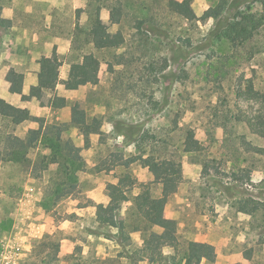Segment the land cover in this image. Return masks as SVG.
Wrapping results in <instances>:
<instances>
[{"label":"rangeland","instance_id":"rangeland-1","mask_svg":"<svg viewBox=\"0 0 264 264\" xmlns=\"http://www.w3.org/2000/svg\"><path fill=\"white\" fill-rule=\"evenodd\" d=\"M167 1L102 0L101 19L109 32L120 30L126 38L125 47L107 52L94 51L85 43L84 35L77 33V25L88 28L87 0H67L63 10L51 12L55 32L76 37V51L67 58L70 64L78 61L81 54L89 53L102 61L99 84L80 88L70 99L89 117H99L106 133L103 139L92 135L90 149L82 151L87 168L79 176L81 197L95 180H99L97 185L116 182L121 173L118 164L135 153L133 141L148 131L151 138L145 144L146 150L155 149L174 159L176 170L183 176L179 190L165 208L166 217L178 221L180 247L179 251L165 247L166 259L161 264H171L173 257L180 258V249L190 240L209 243L217 255L214 264H262L264 158L255 154L253 148L263 142L248 123L262 111L258 95L264 93V27L253 39L236 47L225 38L215 39L214 19H202L217 0H192L197 15L193 22L169 12ZM239 1L242 11H261L255 0ZM0 2L22 6L28 3L32 9L31 0ZM44 9L38 7L36 14H27V21L33 25L39 15L41 21ZM235 12L228 8L222 19ZM118 16L121 22L115 24ZM4 28L0 26V46ZM18 33L13 30L15 39ZM39 44L34 48H39ZM21 75L24 77L12 70L8 78L17 82ZM41 81L43 87V77ZM46 92L43 97L49 103L50 93ZM50 117H62L61 110ZM73 129L67 137L74 142L78 136ZM189 129L203 146L198 154L182 152L184 135ZM105 163H115L117 167L111 172L99 171L98 177L91 175L93 164L102 168ZM132 170L141 183L154 180L149 168L136 163ZM49 176L46 173L35 182L24 166L0 160V249L5 252L4 264L27 261L31 250H22L13 260L15 224L28 234L46 217L37 210L34 200L21 206L19 199L27 193L39 196ZM152 188L159 196L161 186ZM71 205L69 201L63 202L54 214L63 215ZM242 206L250 214L240 212ZM126 207L127 204L122 217ZM28 211L29 219L25 217ZM75 223L70 231L76 242L65 246L61 255L66 258L76 245L82 253L66 258L62 264H150L147 257L134 256L119 244L117 228L102 231L89 215ZM155 233L161 230L156 228ZM132 237L135 247L141 248V233H133Z\"/></svg>","mask_w":264,"mask_h":264},{"label":"trees","instance_id":"trees-1","mask_svg":"<svg viewBox=\"0 0 264 264\" xmlns=\"http://www.w3.org/2000/svg\"><path fill=\"white\" fill-rule=\"evenodd\" d=\"M88 28H80L77 25V33L84 35L85 43L94 51L107 52L119 50L126 45V38L122 31L110 33L107 25L101 19V1L87 0ZM260 3L261 11L252 13L241 10L239 0H217L213 7L205 11L203 20L214 19L217 28L214 33L216 40L226 39L233 46L244 45L253 39L259 30L264 27V0H255ZM166 7L169 12L183 18L187 22H193L197 15L192 7V0H168ZM228 8L236 10L228 19L222 17ZM1 14V8H0ZM9 20L1 18L0 26L9 24ZM120 17H115V24H119ZM76 50V40H75ZM41 77L43 87H36V96L42 99L45 91L55 93L59 81V69L63 58L54 53L51 58H42ZM102 61L93 53L81 54L78 61L72 64L69 77L64 81L68 90H77L80 87L97 86L100 78ZM121 64V63H118ZM13 75H15L13 73ZM13 82L12 91L22 94L24 77L16 79L9 77ZM262 105V111L249 121V127L257 136L262 145L254 146L253 152L264 158V93L258 95ZM27 97L23 96V100ZM71 107L73 121L71 123L51 122L46 123L44 118L31 115L26 108L15 107L0 99V160L13 162L24 166L34 179L40 180L52 165H57L51 173L48 183L44 188V195L40 206L47 212H56L59 204L68 198L81 193L79 173L87 168V162L82 156V149L77 147L70 137L69 130L77 128L84 137L85 148L90 147L91 136L99 135L104 138L106 133L102 130L103 122L99 117H89L86 111L80 108L78 103L66 98L55 96L51 100V108L54 114L65 107ZM33 121L39 124V129L29 130L27 135L19 137L15 134L17 126ZM151 134L144 131L133 141L135 153L123 159L118 167L121 173L118 183H108L106 193L110 197L107 205L95 204L88 199V205L97 209V227L106 231L111 227L117 228V240L119 244L134 256H145L150 264H161L165 261L164 248L171 247L179 251L180 241L178 236V221L166 217L165 208L169 199L177 193L183 182V176L176 170L174 159L168 158L155 149L145 148ZM102 143V142H101ZM203 146L196 139L192 129L186 131L183 140L182 152L184 154H198ZM48 153H45V152ZM35 157H31L32 153ZM139 164L149 168L154 175L151 183H141L134 175L132 166ZM205 164V163H204ZM206 165V164H205ZM117 167L115 163H105L97 170L111 172ZM206 170V166H205ZM153 185L161 186L159 196L154 194ZM126 214L122 217V209L126 205ZM240 212L250 214L244 206ZM56 216V213L54 214ZM72 218L76 215H65ZM161 233H155V229ZM139 232L142 235V247L136 248L132 234ZM106 234V232H102ZM62 237L55 234H45L36 241L25 264H62L67 259L74 258L82 253V248L76 245L72 254L66 258L61 256ZM180 258L173 257L171 264H209L216 262L217 255L209 243L190 240L184 249H180ZM264 264V259L262 261Z\"/></svg>","mask_w":264,"mask_h":264},{"label":"crops","instance_id":"crops-1","mask_svg":"<svg viewBox=\"0 0 264 264\" xmlns=\"http://www.w3.org/2000/svg\"><path fill=\"white\" fill-rule=\"evenodd\" d=\"M31 2L32 9L31 5L28 3L22 6L19 3L15 4L13 2H8L6 4L0 2L1 18L10 21L9 24L5 26L4 30L1 31L4 38L2 39L0 46V99L15 107L28 109L31 115L44 118L47 124L54 121L59 123H71L73 121V117L70 107L60 109L62 117H50L54 114L51 108V100L53 97L58 96L70 100L73 99L76 96V92L82 88L80 87L77 90H68L64 85V81L68 79L72 67V64L68 62L67 58L70 54L76 51L74 46L76 37L73 34L64 35L60 32H55L54 17L51 13L55 11V9L63 10L67 4V0H31ZM37 6L40 8L45 7V17H43L40 21L41 17L39 15V18L36 20L38 22H35V24L32 25L27 21L29 18L26 19V17L27 14H36V9L38 8ZM8 30L10 31V34L8 33ZM13 30L19 31L18 34L20 35L17 36L16 39L13 37ZM38 43H40L39 48H34ZM21 46L22 50L20 51ZM54 53L58 54L63 59L65 57V60L59 69V81L56 86L55 93L46 92L47 94L50 93V100L48 103L44 97L42 99H38L33 90L36 87H40L42 84L40 74L41 65L39 61L42 58H51ZM12 70L24 75L22 94L11 90L13 82L8 78V74L11 73ZM23 96H26L27 99L23 100ZM36 129H39V124L37 122L28 121L17 126L15 134L19 137H24L27 135L29 130ZM73 130L78 136V138H75L74 141L76 146L81 148L82 151H85L84 137L79 133L77 128H74ZM89 149L90 148H88V150ZM35 153L36 152L32 154ZM45 153L48 152L46 151ZM13 165L20 164L13 163ZM56 167L57 165H52L50 171L46 173L51 175ZM97 168V164H93L91 168L92 172H90L91 175H96V177H98L99 170H97ZM28 175L31 180L35 182L42 180L34 179L29 173ZM98 181L99 180H95L93 182V185L86 191L87 194L84 197H81L82 193H80L74 197L66 199L65 201H69L73 205H71L69 210L65 211L63 215H61V213H56L55 216L53 213H47L40 206V202L44 195L45 185L41 190L42 192L39 196L37 195V197L31 193L25 194L24 197L19 199L21 206H25L27 203H31V201L34 200L35 207H37V210H39V212H41L46 219L28 234L22 233L21 229L17 226V224H15L13 230V249H19L20 254H22V250L28 252L32 250L34 245H32V243L34 240H40L45 234L55 233H58L62 237L61 253L65 246L74 244L76 242L75 235H73L74 233H72V230L70 231V228L71 225L73 226V224H76L75 221L81 220L85 215H89L91 218H94L97 225V209L93 205H88V199L95 204L107 205L110 202V197L106 193L108 183L106 185H97ZM113 183H118V179ZM62 203L59 204L58 207L61 206ZM27 213H29V215L27 214L25 217L29 219L30 211ZM72 214L76 216L72 218H65V215Z\"/></svg>","mask_w":264,"mask_h":264},{"label":"built area","instance_id":"built-area-1","mask_svg":"<svg viewBox=\"0 0 264 264\" xmlns=\"http://www.w3.org/2000/svg\"><path fill=\"white\" fill-rule=\"evenodd\" d=\"M20 256V251L19 249L15 248L13 249V260L18 258ZM4 259H6L5 252L4 250L0 249V264H4Z\"/></svg>","mask_w":264,"mask_h":264}]
</instances>
